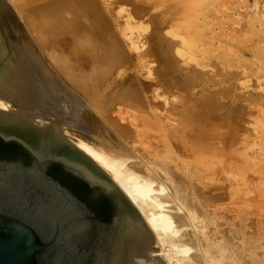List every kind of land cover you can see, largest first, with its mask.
<instances>
[{
  "label": "rangeland",
  "instance_id": "374dc122",
  "mask_svg": "<svg viewBox=\"0 0 264 264\" xmlns=\"http://www.w3.org/2000/svg\"><path fill=\"white\" fill-rule=\"evenodd\" d=\"M9 3L68 63L42 52L65 91L37 115L70 109L67 136L147 175L171 223L154 264H264V0Z\"/></svg>",
  "mask_w": 264,
  "mask_h": 264
},
{
  "label": "water",
  "instance_id": "95a60500",
  "mask_svg": "<svg viewBox=\"0 0 264 264\" xmlns=\"http://www.w3.org/2000/svg\"><path fill=\"white\" fill-rule=\"evenodd\" d=\"M5 61L0 59V71ZM0 138L30 158L27 164L0 160V264H137L143 219L85 152L58 132L1 112ZM50 164L107 197L114 205L111 220H101L108 217L103 196L87 205L47 172Z\"/></svg>",
  "mask_w": 264,
  "mask_h": 264
},
{
  "label": "bare ground",
  "instance_id": "6f19581e",
  "mask_svg": "<svg viewBox=\"0 0 264 264\" xmlns=\"http://www.w3.org/2000/svg\"><path fill=\"white\" fill-rule=\"evenodd\" d=\"M43 16H46L48 21L50 20L49 13L42 14L38 20L42 19ZM17 23L16 15L10 7L9 0H0V59H6L0 71V112L3 115L27 123L31 128L32 125L39 128L46 127L51 132L60 133L85 152L100 169L107 173L114 184L138 210L145 224L142 223L143 233L137 264H154L156 259L151 258V254L158 251L154 244L165 242L171 223L170 220L163 217L161 212L151 213L149 211V206H151L152 199L155 197H151L152 189L147 175L142 176L131 172L132 170H129L125 165L126 169H123L121 167L124 164H121L122 158L121 160L119 157L106 155L103 151L78 138L67 136L65 129L71 121L69 114L73 112L69 111L70 109L67 111L59 110L54 117L49 116V118L39 116L41 113L37 115L36 107L38 104H42L45 108L56 106L58 103L56 97L59 91H65L59 85L57 78L53 77V69L51 70L44 62L42 52L46 53L51 62L60 64L61 67H67L68 63L61 59L63 49L60 48V44L56 39V32L50 27V24L46 27H40L36 37L33 36L37 41H33L27 31L20 25L18 26ZM94 49L97 50V48ZM88 65L90 64H82L78 67L84 70ZM69 68L70 72L75 70L70 64ZM83 75L80 76L81 79ZM73 78L75 77L71 75V79L76 81V78L75 80ZM87 78H84V80ZM49 96L51 97L50 100ZM156 205L160 206L161 203H156ZM164 254L162 252L165 257ZM167 257L166 259L169 261L170 256ZM161 260L159 261L161 262Z\"/></svg>",
  "mask_w": 264,
  "mask_h": 264
},
{
  "label": "flooded vegetation",
  "instance_id": "af4514ba",
  "mask_svg": "<svg viewBox=\"0 0 264 264\" xmlns=\"http://www.w3.org/2000/svg\"><path fill=\"white\" fill-rule=\"evenodd\" d=\"M0 160H19L24 163H29L30 158L27 153L21 149L14 142H5L0 138ZM47 172L56 178L61 184L71 190L76 196L83 200L87 205L89 200H97L103 196L96 188L90 187L86 181L82 178L72 174L69 171L63 169L59 164H50L47 167ZM83 195L86 196V201L83 199ZM104 197V196H103ZM100 203L101 208L107 212V219H102L98 214V209L93 210L97 217L101 220L109 222L114 215V205L110 200L104 197V201Z\"/></svg>",
  "mask_w": 264,
  "mask_h": 264
}]
</instances>
